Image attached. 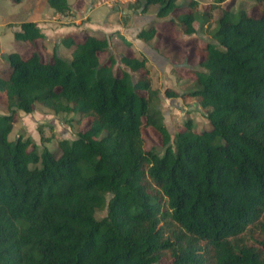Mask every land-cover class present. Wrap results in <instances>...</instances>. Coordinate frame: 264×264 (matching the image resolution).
Here are the masks:
<instances>
[{
	"label": "trees",
	"instance_id": "obj_1",
	"mask_svg": "<svg viewBox=\"0 0 264 264\" xmlns=\"http://www.w3.org/2000/svg\"><path fill=\"white\" fill-rule=\"evenodd\" d=\"M255 1L259 17L224 10L211 41L196 44L203 71L193 72L194 88L165 92L199 100L209 121L202 132L188 120L170 134L148 59L123 55L116 72L114 55L100 58L110 50L106 34L65 36L71 60L57 47L49 61L38 51L3 57L0 264H264V0ZM47 2L70 15L68 0ZM142 2L162 19L179 8L177 0ZM198 6L191 0L178 16L188 35L197 33ZM153 26L137 38L152 41ZM18 27L15 40L46 39L32 21ZM37 104L78 115L87 129L60 141L59 155L10 140L16 113ZM144 128L160 135L163 154L146 149Z\"/></svg>",
	"mask_w": 264,
	"mask_h": 264
},
{
	"label": "rangeland",
	"instance_id": "obj_2",
	"mask_svg": "<svg viewBox=\"0 0 264 264\" xmlns=\"http://www.w3.org/2000/svg\"><path fill=\"white\" fill-rule=\"evenodd\" d=\"M35 1L42 6L43 13L46 11L44 14L47 15V12L52 10L47 0ZM190 1L177 0L179 8L169 17L162 19L157 17L158 6H152L145 11L142 0H68L71 8L70 15H57L52 11L49 20L45 15L44 18L45 21L56 23L59 27L67 26L70 31H76L78 35L82 34V36L87 32L99 35L106 28L102 24L106 22L110 24L111 46L107 54L100 56L102 62L107 61L110 55H114L117 59L115 71L118 72L120 67L124 68L120 63V58L123 55L134 53L138 56H145L151 68L154 88L159 91V108L170 134L174 135L179 132L188 120L193 121L197 132H202L209 129V121L206 118L207 111L200 106L199 100L191 97L167 98L165 92L167 89H172L179 94H186L194 88L193 72L203 71L200 66L201 57L195 54L194 48L196 44L203 45L211 41L210 32L215 28V21L224 10L232 13L245 10L252 17H259L260 11L255 0H226L213 11L211 7L215 4V0H195L199 4L200 21L194 24L197 33L188 35L185 26L178 20V16L189 12ZM12 2L13 0L10 2L0 0V22L14 18L28 21L30 15L37 16V12L35 13L29 8L28 0L22 3ZM205 12L211 14L210 23L205 21L203 16ZM153 25H157L160 33L152 41L145 45L141 43L140 39H136V35L141 29L154 27ZM117 30L122 32L130 45H126L119 38ZM66 35L68 34L60 33L48 41L47 39L39 40L30 45V51H38L43 61H49L54 48L57 47L61 56L71 60V51L60 44L62 37L64 38ZM6 49L7 52L18 51L13 43H9ZM7 54L9 53L0 55V70L3 75L7 74L8 69L3 58ZM132 75L134 81L139 76L138 74ZM0 113H8L2 103H0ZM86 129L87 123H79L78 115L55 114L37 104L31 114L21 111L16 113L9 139L14 141L19 136L24 139L29 138L36 144L39 152L43 148H47L59 155L58 144L60 141L74 140L80 132ZM142 133L147 150L164 153L161 137L154 129L144 128ZM103 216L104 213L98 214L99 218ZM254 236L257 237V234ZM160 264H166V261H162Z\"/></svg>",
	"mask_w": 264,
	"mask_h": 264
},
{
	"label": "crops",
	"instance_id": "obj_3",
	"mask_svg": "<svg viewBox=\"0 0 264 264\" xmlns=\"http://www.w3.org/2000/svg\"><path fill=\"white\" fill-rule=\"evenodd\" d=\"M4 1L5 2H10V0H4ZM26 1L27 0H22L20 3L26 2ZM12 3H15V2L13 1ZM28 3L30 4L29 8H31V10H34L35 13L37 12V16L32 17L33 15H30L31 16L30 18H32V19L29 18L28 21H32V22L37 24V26L41 29L42 33L45 35L47 41H48V39L53 38L54 35H56V34L59 35L60 33H67L68 35L82 36V34L78 35V33L76 31H70L69 30L70 28L67 27V26L59 27V26H57L56 23H49V21H45L44 15L47 16V18L49 20V18L51 17L50 14L52 13V11H53V13H55V11L53 9L51 11L47 12V15H46V14H44L46 11L44 13L42 12L43 8H42V6H40V4L37 1L28 0ZM27 9H28V7H27ZM57 15H60V14H57ZM14 19H12V20L8 19V20H4V21L0 22V55H4L6 53H14L15 52V53L21 54L23 57H27V56H29L32 53L30 51V49H31L30 45L31 44L28 43V42L15 40V38H14V32L19 30L18 26L21 23L26 22V21H22V20H20L18 18L17 19L14 18ZM102 25L106 26V28L104 29L106 31L103 30L101 32V34H99V35L106 34V35L109 36V31L111 29L110 26H109L110 24H108L106 22V23H104ZM89 29H91V28H89ZM66 31H68V32H66ZM107 31H108V33H107ZM138 33H137V35H138ZM118 34L123 36L121 31L120 32L118 31ZM137 35H136V39H138ZM62 39H63V37H62ZM8 42L9 43H13L18 51L17 52L16 51L7 52L6 48H7V45L9 44ZM141 43H143L145 45L147 44L144 41H142ZM73 50H74L73 48L68 50V51H71V55H72ZM59 51H60V48H59Z\"/></svg>",
	"mask_w": 264,
	"mask_h": 264
}]
</instances>
